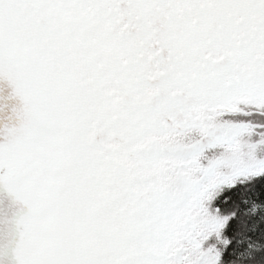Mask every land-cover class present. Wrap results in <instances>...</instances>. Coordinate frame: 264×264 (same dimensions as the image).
<instances>
[{"label": "snow or ice", "instance_id": "6c2138e0", "mask_svg": "<svg viewBox=\"0 0 264 264\" xmlns=\"http://www.w3.org/2000/svg\"><path fill=\"white\" fill-rule=\"evenodd\" d=\"M0 264H264V0H0Z\"/></svg>", "mask_w": 264, "mask_h": 264}]
</instances>
